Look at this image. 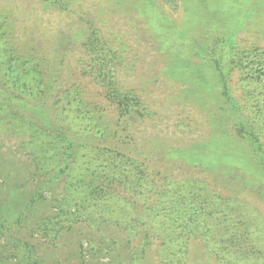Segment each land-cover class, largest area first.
Segmentation results:
<instances>
[{
	"label": "rangeland",
	"instance_id": "374dc122",
	"mask_svg": "<svg viewBox=\"0 0 264 264\" xmlns=\"http://www.w3.org/2000/svg\"><path fill=\"white\" fill-rule=\"evenodd\" d=\"M255 56L264 59V0H0L1 68L13 57L39 91L6 105L44 130L68 128L77 151L56 181L58 197L68 194L65 181L82 196L77 181L89 180L83 169L103 148L143 180L140 190L113 181L103 216L92 207L44 227L56 192L25 135L0 132V264H221L206 236L168 221L170 201L196 193L222 202L228 215L216 227L248 226L264 264V121L253 107L262 101L264 114V68L260 80L248 77ZM110 90L126 96L130 116ZM172 230L186 250L167 260Z\"/></svg>",
	"mask_w": 264,
	"mask_h": 264
},
{
	"label": "trees",
	"instance_id": "16d2710c",
	"mask_svg": "<svg viewBox=\"0 0 264 264\" xmlns=\"http://www.w3.org/2000/svg\"><path fill=\"white\" fill-rule=\"evenodd\" d=\"M238 57H233L232 60L235 61L234 63L239 69L244 70L245 65L240 64L242 59ZM12 60L13 57H10L3 68H1L0 65V72L2 71L0 76H2L3 86L6 89L5 91H7L3 93V87L0 88V96L2 94L6 95L3 100L4 103L0 105V132H9L11 134L22 133V135H25L24 143L28 150L27 154L33 159L36 165L35 169L41 176L47 177L46 180L50 184L51 190L55 191L56 187H58L56 183L57 180L60 183L59 186L64 183L60 180L70 171L69 168L71 164L75 163L74 157L77 151L74 149L73 140L68 128L64 129L63 127H56L52 124V126L49 125L44 130L47 123H45L43 127L36 126L32 118L29 117L30 119H24L21 113L11 110L6 105V103L12 105L14 101L19 102L18 97L14 98L16 93H27L33 96H37L39 93V91H36V85L34 91L33 87H28L24 80L32 73L26 72L27 68H25L24 72H21L20 66H15ZM249 63L253 65V68L251 72L248 73V77L260 80L262 77V68H264V59L262 56H255ZM34 71L36 72L37 69L35 68ZM223 91V94H225L226 87L224 83ZM108 95L110 99L117 104L121 116H130L132 110L129 103L124 99L126 96H122L121 98L115 90H110ZM261 102L262 101L256 102L253 104V107L256 112L259 111V114L263 116L260 117L264 121V114H262L261 111L263 110L261 108ZM259 105L261 107H259ZM84 118L86 119V117ZM12 121L17 122V124H12ZM40 122H44V120ZM245 126L246 125L242 123L239 126L237 125V133L240 137L246 133ZM260 130L264 131L262 127H260ZM31 131H34L35 134H30ZM107 153V149L105 150V148H103V150L98 151V154H94L90 157V166L83 169L89 176V180H78V185L83 186L80 189L75 188L73 191L78 192V195H82L81 197L78 195V197H74L75 195H72L70 184L66 181L65 183L68 184L66 186L68 189L66 197H58L60 196L58 194L59 191H55L56 194L52 195V200L57 203V208L54 216L46 219L44 227H46L48 223L61 225L63 221L71 224L82 217L81 213L84 210L92 209V207L94 208V212H98L97 216H103L104 211L108 209V204H110L109 199L113 197L111 185L115 180L130 190L142 189V178H139V175L134 170H131L130 173L128 172L130 161L126 159L120 162L117 160L116 155L112 156ZM79 197L80 201L78 203L77 200ZM112 200L113 199H111V201ZM35 201L36 200L33 199L31 203ZM75 206L77 207L73 209ZM169 206L173 212H176V218L168 219V221L172 222V224H176V221H179L178 226L182 229L181 232H185V234L198 233L199 235L206 236L208 247L215 251L221 264H260L261 257H263L261 256L262 252L260 249H257L253 243L247 242V225L242 229V234H238L236 230L234 231V225L236 224L230 223L222 227L224 229L216 227L221 224L219 219H226L228 214L226 215L225 211L220 209L222 202L219 201V203L216 204L210 193H196L190 196L188 201L185 200V196L182 195L180 197V195H176V197L170 201ZM101 213H103V215ZM214 220L218 221L213 223ZM210 223H212V226ZM160 228L163 234H165L164 232L166 230L170 231L168 226L165 227L164 224L161 223ZM173 229L175 230L176 227ZM4 230L5 226L0 223V236L3 235ZM174 230L166 234L165 238L163 236V239H165L163 240V245L166 247L167 260H169V258L171 259L173 255L176 256V254L182 256L186 250L185 243L181 241L180 236L173 235ZM43 232L46 233L45 230ZM262 260L264 261V259Z\"/></svg>",
	"mask_w": 264,
	"mask_h": 264
}]
</instances>
